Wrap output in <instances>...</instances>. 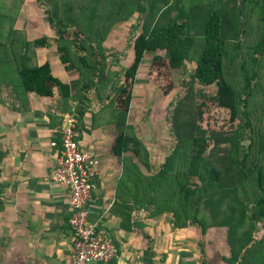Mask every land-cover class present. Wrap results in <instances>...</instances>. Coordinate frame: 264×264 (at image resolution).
Here are the masks:
<instances>
[{
    "label": "trees",
    "instance_id": "obj_1",
    "mask_svg": "<svg viewBox=\"0 0 264 264\" xmlns=\"http://www.w3.org/2000/svg\"><path fill=\"white\" fill-rule=\"evenodd\" d=\"M26 1L0 0V103L6 88L21 103L56 90L57 110L73 114L79 131L91 98L113 103L120 228L134 231V210L167 214L175 230L210 234L220 264H264V0H36L54 33L32 38L17 24ZM133 17L127 42L116 41L130 51L124 64L107 41ZM48 48L73 83L55 76L48 59L39 63ZM146 53L154 70L195 64L165 102L173 143L156 168L127 123ZM176 88L168 81L162 95Z\"/></svg>",
    "mask_w": 264,
    "mask_h": 264
},
{
    "label": "crops",
    "instance_id": "obj_2",
    "mask_svg": "<svg viewBox=\"0 0 264 264\" xmlns=\"http://www.w3.org/2000/svg\"><path fill=\"white\" fill-rule=\"evenodd\" d=\"M38 54L39 63L48 58L53 74L58 76L50 61L57 57L55 50L43 49ZM73 79L66 82L73 83ZM7 90L13 94L10 88ZM95 101L91 98L88 102ZM57 102L55 90L53 97L31 93L22 103L12 98L0 103V264L70 263L68 189L52 177L56 149L50 141L61 119ZM97 110L94 109L95 113ZM83 117L86 119L89 114ZM84 119L79 131L81 146L99 159L96 189L88 204L89 219L99 221V227L117 243L116 256L111 261L89 264H195L185 252L173 250L175 242L167 234L173 225L167 214L149 218L141 210H134V231L120 228L114 201L123 165L110 150L116 134L112 131L114 125L92 114L89 121ZM117 209L121 211L119 206ZM157 222L161 224L158 237ZM180 237L187 240L184 234ZM166 241L169 243L165 244Z\"/></svg>",
    "mask_w": 264,
    "mask_h": 264
},
{
    "label": "rangeland",
    "instance_id": "obj_3",
    "mask_svg": "<svg viewBox=\"0 0 264 264\" xmlns=\"http://www.w3.org/2000/svg\"><path fill=\"white\" fill-rule=\"evenodd\" d=\"M2 1H5L6 3L10 2V0ZM19 13L20 14H18L17 24L20 27H25L26 29H28L30 38L35 37L38 33L41 34L42 32L48 34L54 33L48 23L49 21L46 20L47 15L45 11L40 7L36 0H27L20 7ZM135 22L136 17H133L132 19L128 20L127 23L115 27L114 32L111 34L110 38L107 41V46L112 49V53L117 52V57L123 55L121 59L124 64H127L129 59L131 60L130 51L127 49L126 45L125 48L121 47V45H119L120 43L117 44L116 41L126 43L129 37L127 30L130 29L131 25H133ZM136 33H138V31H136ZM114 42L116 44H114ZM112 45H114L113 48ZM42 50L43 49H41V51ZM49 51H53V48H48V52ZM150 55L151 53L145 54V57L143 58L139 67L127 123L128 132L139 137V139L144 144L142 153L145 154L146 152L147 157H149L150 159L151 166L153 168H156V166H159L161 164L168 151L171 150V146L173 143L172 135L169 129L170 127L168 126L164 115L165 102L169 97L176 96L175 92L180 90L179 88L183 80L189 79V76L192 73L195 64L190 63L187 64V66L171 71H167V69L164 70L163 68H161L160 70H154L149 68L151 57ZM51 60L55 65L53 66L55 74L58 75L63 81L69 82L68 79L72 77H70L68 75V72L65 71L58 58L52 57L50 61ZM112 67H115V65L113 64ZM168 81H171L173 83V87L177 88L172 90L168 96L164 97L162 95L161 88L165 87L166 82ZM1 97H3L5 99L4 101L6 102L10 100V90L5 91L4 89ZM105 101L100 104L96 102H88V104L90 105L89 109L86 112L89 114V117L86 119H84L83 117L84 121H89L91 118V114H93L95 117L94 109H98L96 113H98L101 120L106 123L109 122L110 118H112L109 115V108H113V103L107 104V102ZM88 104L86 106L87 108ZM101 109L102 111H100ZM86 112L85 115H87ZM216 116V118H222V116L218 115V112ZM112 131L115 133L117 132L114 127ZM160 225V222H157L155 225V233L157 237L159 236L158 234L161 231ZM168 227L170 226L168 225ZM167 234L168 237L172 235L173 241L175 242L173 244V250L176 252H185L188 255L186 256L190 260L194 261L195 264H200V258H202L207 264H220L218 253L211 246L210 234L202 236L198 228L191 227L185 230H181L180 234H177L174 228H171L169 229V231L167 230ZM182 234L186 235L187 240L181 239L182 237L180 236H182ZM178 241L183 242L178 243ZM168 243L169 241L165 242V244ZM167 247L169 248V245H167Z\"/></svg>",
    "mask_w": 264,
    "mask_h": 264
},
{
    "label": "built area",
    "instance_id": "obj_4",
    "mask_svg": "<svg viewBox=\"0 0 264 264\" xmlns=\"http://www.w3.org/2000/svg\"><path fill=\"white\" fill-rule=\"evenodd\" d=\"M77 123L73 114L61 117L57 126L59 140L50 141L56 149L52 177L68 189V225L72 234L69 264L109 262L116 256L113 236L99 227V221L89 219L88 210L96 189L99 159L81 146Z\"/></svg>",
    "mask_w": 264,
    "mask_h": 264
}]
</instances>
